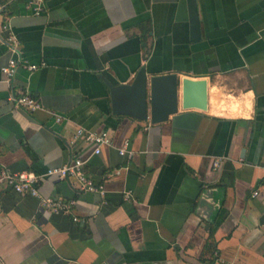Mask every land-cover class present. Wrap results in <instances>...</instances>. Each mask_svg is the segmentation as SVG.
<instances>
[{
    "label": "crops",
    "instance_id": "0c3cea01",
    "mask_svg": "<svg viewBox=\"0 0 264 264\" xmlns=\"http://www.w3.org/2000/svg\"><path fill=\"white\" fill-rule=\"evenodd\" d=\"M26 3L0 0V168L40 174L83 157L106 192L44 177L43 195L76 200L75 222L1 188L0 264H264V0H46L42 15ZM6 22L16 56L47 64L19 66L11 83L1 70L15 55ZM143 65L206 78L207 109H184L181 84L164 121L114 113L104 77L131 83ZM18 90L43 108L17 107ZM80 126L108 130L113 144L94 154L71 143ZM125 140L132 157L119 153Z\"/></svg>",
    "mask_w": 264,
    "mask_h": 264
},
{
    "label": "built area",
    "instance_id": "2783aa9c",
    "mask_svg": "<svg viewBox=\"0 0 264 264\" xmlns=\"http://www.w3.org/2000/svg\"><path fill=\"white\" fill-rule=\"evenodd\" d=\"M26 6L29 12L34 15H42L47 11L46 0H27ZM2 29L10 50L15 54L8 60V63L1 68L5 82L11 83L21 65L29 70H36L47 65L46 62L37 64L18 58V56H16L19 51V38L17 33L9 22L4 23ZM9 99L13 101L17 107H22L31 113L43 108L40 100L26 90H18L17 94L10 95ZM50 112L56 122L64 120L62 114L53 110H50ZM78 140H82L87 144H92L94 147V154H100L103 146H110L113 144L108 130L93 131L86 129L83 126H80L77 129L71 143L74 144ZM118 150L121 155L128 157H132L134 153L129 149V140H125ZM87 161L88 159L86 158L77 157L68 163L50 167L46 172L40 174L34 171H13L4 166L0 168V189L6 187L20 194L35 196L39 199L43 208L54 212H64L71 215L75 222H82L83 219L79 218L74 213V207L76 204L75 199H67L63 196H45L39 190V183L44 177L50 175H55L62 179L73 177L78 190L83 192H96L104 197L106 192L105 184L94 180L88 175L85 168ZM220 163L221 159L219 158L216 160L215 166L219 167ZM121 171V167L115 168L108 172L105 177L110 178L114 175H119L121 174ZM255 195H258V192H255ZM124 196L126 200H130L132 198V192L127 191Z\"/></svg>",
    "mask_w": 264,
    "mask_h": 264
},
{
    "label": "water",
    "instance_id": "95a60500",
    "mask_svg": "<svg viewBox=\"0 0 264 264\" xmlns=\"http://www.w3.org/2000/svg\"><path fill=\"white\" fill-rule=\"evenodd\" d=\"M104 80L111 91L113 112L127 114L140 120L161 122L168 119L170 114L176 113L181 84L184 109L206 110L208 106L206 78L186 76L181 80L175 72L149 74L147 67L143 65L131 83L117 84L105 77Z\"/></svg>",
    "mask_w": 264,
    "mask_h": 264
},
{
    "label": "trees",
    "instance_id": "16d2710c",
    "mask_svg": "<svg viewBox=\"0 0 264 264\" xmlns=\"http://www.w3.org/2000/svg\"><path fill=\"white\" fill-rule=\"evenodd\" d=\"M149 33H150V28L147 26H143V41L145 45L147 43V40L149 39L150 36ZM206 250L211 251L212 255L208 259L206 257H203L202 260L205 261L206 263H212L215 260L214 251L216 250V245L213 240L208 242Z\"/></svg>",
    "mask_w": 264,
    "mask_h": 264
}]
</instances>
